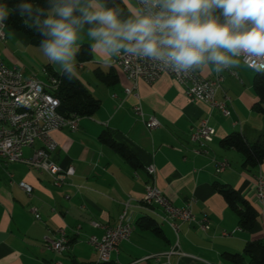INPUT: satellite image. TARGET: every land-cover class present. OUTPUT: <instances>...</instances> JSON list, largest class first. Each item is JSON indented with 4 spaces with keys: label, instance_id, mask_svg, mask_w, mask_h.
Wrapping results in <instances>:
<instances>
[{
    "label": "crops",
    "instance_id": "1",
    "mask_svg": "<svg viewBox=\"0 0 264 264\" xmlns=\"http://www.w3.org/2000/svg\"><path fill=\"white\" fill-rule=\"evenodd\" d=\"M120 1L127 12L136 3ZM4 32L0 58L6 66L44 83L50 72L63 73L24 34L11 27H5ZM89 44L82 35L78 52H86L90 59L80 63L76 57L75 76L100 101V108L93 116L80 118L77 131L63 128L52 134L58 149L51 160L63 168L72 165L76 169L69 184L55 186L41 171L0 157V264H100L98 251L89 239H100L106 228L115 227L126 203L135 230L129 240L121 243L119 252L112 254L111 261L102 264H238L227 254L243 256L247 243L264 241V203L258 204L255 199L256 179L264 171V162L255 168L247 166L241 152L224 148L221 142L238 132L251 143L264 144V115L254 110L259 100L253 86L257 72L239 57L238 67L222 73L211 66L199 70L206 79L222 76L217 99H231L232 114L228 118L203 102L190 101L179 82L168 75L151 85L140 81L133 95L126 96L131 82L114 62L101 63ZM111 74L117 81L106 84L103 78ZM138 102L147 116L160 121V128L149 130L145 126L134 112ZM204 120L214 128L215 136L208 146L209 154L196 155L190 135ZM102 136L123 144L134 155L136 165L104 143ZM40 147L37 143L24 148V157L31 158ZM222 161L229 166L219 173L217 162ZM151 164L157 169L156 179L147 173ZM20 182L33 187L31 195L19 187ZM152 183L177 207L195 200V221L181 224L179 239L160 218L165 216L161 209L155 210L159 215L155 216L141 208L146 188ZM222 185L231 186L256 207L259 216L254 230L240 228L237 214L218 192ZM146 216L156 221L159 232L143 227ZM204 217L209 219L206 232L199 225ZM60 230L70 241L69 250L62 254L47 248L44 241L46 237L56 239ZM171 251L175 253L165 255ZM243 264H249L247 257Z\"/></svg>",
    "mask_w": 264,
    "mask_h": 264
},
{
    "label": "clouds",
    "instance_id": "2",
    "mask_svg": "<svg viewBox=\"0 0 264 264\" xmlns=\"http://www.w3.org/2000/svg\"><path fill=\"white\" fill-rule=\"evenodd\" d=\"M13 9L0 0V25ZM42 38L39 48L63 75L75 78L79 41L111 65L121 55L152 61L176 74L209 66L216 73L252 57L264 72V0H46L45 7L20 0L15 9Z\"/></svg>",
    "mask_w": 264,
    "mask_h": 264
},
{
    "label": "built area",
    "instance_id": "3",
    "mask_svg": "<svg viewBox=\"0 0 264 264\" xmlns=\"http://www.w3.org/2000/svg\"><path fill=\"white\" fill-rule=\"evenodd\" d=\"M4 29L5 26L0 27L1 40L5 39ZM239 58L248 68L255 72H262L258 70L257 60L244 55ZM114 64L123 71L132 84V88L126 89V96L133 95L140 81L151 85L164 75L171 76L177 81L178 76H186V87L183 89L190 101L203 102L213 109H218L225 117H231L232 111L229 107L231 99L228 96H225L224 101L217 99V93L223 83L220 74L213 79L204 78L199 70L187 74H176L152 61L127 55L115 58ZM232 73L237 76L235 72ZM60 84L59 76L49 75L47 83L36 77L26 78L20 69L9 68L0 58V157L9 162L22 163L37 171H43V174L48 175L53 184L59 187L69 184L76 174V169L72 165L63 168L51 160V155L58 149V143L52 134L63 128L75 132L80 122L78 116L65 118L59 114L58 108L61 103L55 96V92ZM135 96L139 99L138 95ZM134 112L149 130L161 127L156 117L145 114L141 102L134 107ZM214 136L215 130L209 125L208 120L202 121L190 135V141L196 145L193 152L196 155L209 154L208 146ZM37 143H40L41 147L31 158H25L23 149L32 148ZM228 166L227 161L217 162V172L225 171ZM147 169H152L156 179L155 165L151 164L147 166ZM134 175L138 177L137 172ZM11 184L14 182L11 181ZM18 185L28 195L32 194L31 185L26 182H20ZM255 199L258 204L264 203V171H260L256 179ZM194 201L191 199L185 206L177 207L156 183H152L146 188L141 208L155 216H159L155 210L161 209L165 216L160 218L171 226L179 239L181 224L195 221L192 211ZM32 212L37 219L40 218L35 209H32ZM92 225L99 227L97 222H93ZM199 225L201 230L206 232L209 229V219L204 217ZM134 230L135 224L129 212V203H126L115 227L106 228L104 236L100 239L96 236H91L89 239V244L98 251V263H109L112 254L119 252L121 243L129 240ZM44 241L47 248L58 254L70 248V241L64 230H60L56 239L46 237ZM178 245L177 243L176 246ZM174 253L171 251L165 255L169 257ZM178 254L183 255L181 252Z\"/></svg>",
    "mask_w": 264,
    "mask_h": 264
},
{
    "label": "trees",
    "instance_id": "4",
    "mask_svg": "<svg viewBox=\"0 0 264 264\" xmlns=\"http://www.w3.org/2000/svg\"><path fill=\"white\" fill-rule=\"evenodd\" d=\"M20 0H4V3L13 11L3 25L11 27L18 32L24 34L30 42L39 46L40 35L35 29L26 26L24 18L15 11ZM38 7H45L46 0H32ZM121 3V1H120ZM121 7L124 6L121 3ZM126 11V9L124 8ZM77 59L82 63L89 60L88 54L84 51H79ZM51 76H59L61 80L60 87L55 92V96L60 100L59 114L65 118L72 116L91 117L100 108V101L96 99L92 93L76 78L67 79L63 73L50 72ZM106 84H113L117 81L115 75H108L103 78ZM254 90L258 97V102L254 106V110L264 115V72H257L254 82ZM102 141L108 144L112 149L119 153L124 159L133 165H136L134 155L121 143L111 136H102ZM222 147L227 149H235L241 152L245 157V164L250 167H257L264 162V144L261 141L255 143L249 142L241 133H232L224 138L221 142ZM218 192L223 196L228 206L233 210L239 218V226L244 231H252L255 229L258 222V210L248 200H246L239 192L229 185H222L218 188ZM143 227L159 232L156 221L151 216H146L142 219ZM229 259H232L238 264H243L244 257L249 259V264H264V241L249 242L244 248V255L227 254Z\"/></svg>",
    "mask_w": 264,
    "mask_h": 264
},
{
    "label": "bare ground",
    "instance_id": "5",
    "mask_svg": "<svg viewBox=\"0 0 264 264\" xmlns=\"http://www.w3.org/2000/svg\"><path fill=\"white\" fill-rule=\"evenodd\" d=\"M178 82L182 87H186V76H178ZM147 173L150 175V178L154 179L155 174L152 172V169H147ZM43 173V171H41Z\"/></svg>",
    "mask_w": 264,
    "mask_h": 264
}]
</instances>
